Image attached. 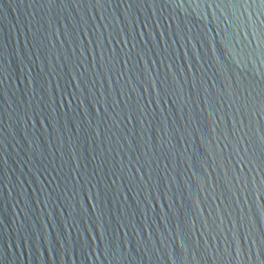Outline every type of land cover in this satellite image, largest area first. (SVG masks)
<instances>
[{"label":"water","instance_id":"water-1","mask_svg":"<svg viewBox=\"0 0 264 264\" xmlns=\"http://www.w3.org/2000/svg\"><path fill=\"white\" fill-rule=\"evenodd\" d=\"M0 264H264V0H0Z\"/></svg>","mask_w":264,"mask_h":264}]
</instances>
